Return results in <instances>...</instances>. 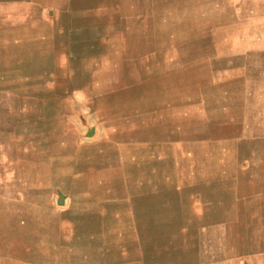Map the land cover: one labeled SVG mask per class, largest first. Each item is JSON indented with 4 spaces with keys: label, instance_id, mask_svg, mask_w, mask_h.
<instances>
[{
    "label": "rangeland",
    "instance_id": "rangeland-1",
    "mask_svg": "<svg viewBox=\"0 0 264 264\" xmlns=\"http://www.w3.org/2000/svg\"><path fill=\"white\" fill-rule=\"evenodd\" d=\"M253 186L264 0H0V264L264 262Z\"/></svg>",
    "mask_w": 264,
    "mask_h": 264
},
{
    "label": "crops",
    "instance_id": "crops-1",
    "mask_svg": "<svg viewBox=\"0 0 264 264\" xmlns=\"http://www.w3.org/2000/svg\"><path fill=\"white\" fill-rule=\"evenodd\" d=\"M226 203L227 205L222 211V217L226 218L222 229H224L229 243L236 249L238 248L235 244H238L239 250H251L255 244L261 247L262 241H264L261 238L264 236L261 233V229L264 228V197L257 191V187L253 186L251 195L236 197L234 202L226 201ZM246 259L241 262L264 264L261 261L252 263V260Z\"/></svg>",
    "mask_w": 264,
    "mask_h": 264
}]
</instances>
